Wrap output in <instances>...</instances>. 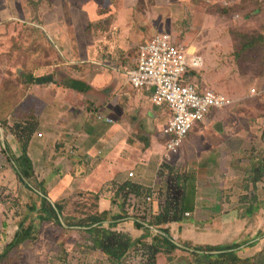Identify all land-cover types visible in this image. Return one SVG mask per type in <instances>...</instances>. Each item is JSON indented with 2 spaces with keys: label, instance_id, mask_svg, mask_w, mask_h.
Segmentation results:
<instances>
[{
  "label": "rangeland",
  "instance_id": "1",
  "mask_svg": "<svg viewBox=\"0 0 264 264\" xmlns=\"http://www.w3.org/2000/svg\"><path fill=\"white\" fill-rule=\"evenodd\" d=\"M125 2L131 5L129 23L122 20L128 8L120 9L121 0H0V264H109L99 250L92 249L87 229L77 225L94 215L96 199L60 195L52 201L62 206L61 224L42 219L43 197L36 190L46 188L37 176L54 173L59 178L65 174L64 164L56 155L50 168L37 166L35 176L28 179L34 188L27 186L15 170L19 150L8 148L4 131L12 133L17 124L28 128L38 122L46 103L34 95L46 91L50 99L49 87L57 90L71 76L88 80L95 88L92 97H116L112 91L126 81L138 45L153 34L170 33L202 58L197 82L233 99L225 114L241 118L234 126L238 133L254 132L255 137L248 139L252 164L264 161V96L250 97L255 81L264 79V0ZM111 6L118 10V24ZM111 33L119 37L109 53L103 50L109 43L101 39ZM121 35L127 39L124 47ZM48 75L54 83L44 82ZM33 78H39L37 84ZM80 97L79 102L86 103L81 112L97 119L100 105L86 93ZM171 185L176 188L174 179ZM169 187L165 184L163 191L178 196ZM72 191L68 188V193ZM258 192L264 193V179ZM21 222L25 228L33 227L31 239L8 248ZM258 232L254 236L264 235ZM248 237L254 240L251 234ZM257 254L252 260L261 264ZM132 260L127 257L122 264L142 263Z\"/></svg>",
  "mask_w": 264,
  "mask_h": 264
},
{
  "label": "crops",
  "instance_id": "2",
  "mask_svg": "<svg viewBox=\"0 0 264 264\" xmlns=\"http://www.w3.org/2000/svg\"><path fill=\"white\" fill-rule=\"evenodd\" d=\"M125 6L128 8L124 13L127 17L122 20L129 23L131 5L121 0L120 9ZM111 7L118 24V10L116 6ZM118 37L117 33H111L109 37L101 39L109 43V46H103V50L112 52ZM121 37L124 47L127 39ZM126 83L128 86L125 87ZM89 85L95 89L92 84ZM37 86L30 87L35 89ZM49 89L52 94L50 99L46 91L34 95L43 98L46 107L39 113L38 127L30 140L28 154L34 171L37 166L50 168V161L56 155L59 163L64 164L65 174H59V178L54 173L42 176L36 173L37 179L46 188L50 202L54 203L52 199L66 194L75 193L79 198L92 196L96 199L94 215L108 213L102 225L110 226L113 223L114 230L131 236L134 241L131 253L136 248L140 249L141 245L151 246L156 242V233L138 227L132 217L125 218L121 214V206L113 201L118 185L132 181L160 191L165 184L168 186L160 174L163 165H170L178 174L183 167L185 213L189 215L185 216L184 213L181 222L163 226L170 237L175 242L190 246L239 243L241 247L237 254L244 259L263 253L264 235H254L258 231L264 233V193L258 192L259 183L253 186L250 179L247 180L263 160L253 165L254 159L248 158L251 145L248 139L255 137L254 132L246 130L238 133L234 130L237 119L241 118L225 114L226 108L231 105L216 110L204 123L196 126L179 150L168 158L166 138L162 133L168 117L167 110L153 104L150 91L134 90L128 78L123 84L118 83L112 91L117 93L116 97H112V94H106L104 98H98L97 94L92 97L95 91L78 92L62 85L57 90ZM85 93L92 98V102L100 105L96 112L97 119H94V115L81 112L86 103L83 100L79 102L80 96ZM4 132L7 133L8 148L19 150V157L22 151L16 136L8 130ZM1 135L0 131V138ZM130 172L134 173L133 177ZM68 188H73V191L68 193ZM94 215L87 223L92 221ZM248 234L254 240H249ZM99 251L102 258L109 261L108 256ZM156 264L193 263L187 253L177 250L160 253Z\"/></svg>",
  "mask_w": 264,
  "mask_h": 264
},
{
  "label": "trees",
  "instance_id": "3",
  "mask_svg": "<svg viewBox=\"0 0 264 264\" xmlns=\"http://www.w3.org/2000/svg\"><path fill=\"white\" fill-rule=\"evenodd\" d=\"M38 79L39 78H33L32 83L37 84ZM44 80L45 83H52L54 81L53 77H50V75ZM61 85L65 88L78 92L93 91V88L88 83L75 78H65ZM34 122L38 124L37 120ZM36 123H33L28 128L27 126L18 124L11 127L12 133L16 136L18 142L20 143L22 151L21 155L17 158V160H15V170L21 180L31 188L34 187L28 179L35 176V171L32 160L28 154V148L32 135L37 127ZM163 166L164 167L161 169L160 174L167 182L168 187L170 186L169 189H175L178 196H173L172 193H167L163 190L158 191V197L164 196L166 198V202L163 210L159 211L154 216V219H152L148 224L158 227L162 234H155L156 242H154L151 246H146V244L141 245V249H143L144 253L147 255V260L141 264H156L157 256L160 253L166 254V252L170 253L177 250L187 253L188 256L192 258L193 264H256L254 260H252L253 258L244 259L238 256L237 252L241 247V244L239 243L220 246H190L186 243H177L170 237L169 232L163 226L171 222H181L184 219L186 204L183 196V176L176 173L175 169L170 165L164 164ZM175 173L176 176L174 177L173 174ZM252 177L253 178L252 180L250 179V182H252L253 186H256L257 183L264 179V161H262L260 166L253 171ZM173 179L175 181L174 186L176 188L171 185V181ZM36 191L43 197L40 217L44 220H54L55 222L61 224V214L63 213L62 206L60 204L50 202L47 198L46 191ZM150 193V188L144 187L139 183L127 181L118 185L116 189V197L113 201L119 203L121 206V214L126 218L129 216L126 211L129 198L135 197L138 200L143 201L144 197ZM144 203L146 204V201H144ZM146 205L150 207L148 204ZM107 214V212H102L98 215H94L90 223L85 221L77 225L87 227V232L90 234L88 242L92 243V249H99L106 254L109 258L110 264H122L124 259L130 256V251L134 248V241L128 233L114 230L113 227L115 224L111 223L110 226L102 225L103 220L107 219ZM142 218L145 217H141L137 220L136 225L138 227L148 229L146 222L143 221ZM32 230V226L25 228L21 222L12 241L8 244V248L20 245L27 239H31ZM138 250L139 249L136 248L134 252H131V256L129 258L132 259L134 253H137ZM260 258L261 264H264V251Z\"/></svg>",
  "mask_w": 264,
  "mask_h": 264
},
{
  "label": "built area",
  "instance_id": "4",
  "mask_svg": "<svg viewBox=\"0 0 264 264\" xmlns=\"http://www.w3.org/2000/svg\"><path fill=\"white\" fill-rule=\"evenodd\" d=\"M202 64L200 56L191 55L188 47L170 33H157L139 46L133 66L127 72L128 82L134 90L150 91L153 104L168 112L162 128L168 158H172L171 155L179 150L196 126L204 123L216 110L234 102L227 94L197 82L195 75L202 70ZM260 96H264V79H257L250 89V97ZM130 176L133 177L134 173L130 172ZM150 188L152 192L143 201L129 198L126 211L128 218L132 217L135 222L145 217L142 219L148 229L160 234L158 227L148 223L163 210L166 198L158 197V190ZM132 259L145 262L147 255L140 248Z\"/></svg>",
  "mask_w": 264,
  "mask_h": 264
}]
</instances>
